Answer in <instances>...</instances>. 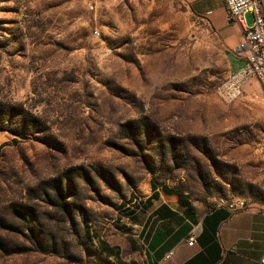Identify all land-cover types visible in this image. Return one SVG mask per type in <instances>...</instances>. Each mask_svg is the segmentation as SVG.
<instances>
[{"label":"rangeland","instance_id":"obj_1","mask_svg":"<svg viewBox=\"0 0 264 264\" xmlns=\"http://www.w3.org/2000/svg\"><path fill=\"white\" fill-rule=\"evenodd\" d=\"M89 1L0 0V264H115L152 183L264 204V92L218 99L205 0Z\"/></svg>","mask_w":264,"mask_h":264},{"label":"crops","instance_id":"obj_2","mask_svg":"<svg viewBox=\"0 0 264 264\" xmlns=\"http://www.w3.org/2000/svg\"><path fill=\"white\" fill-rule=\"evenodd\" d=\"M205 2L210 7L206 18L219 34L228 70H235L242 63L233 53L241 30L225 20L221 0ZM250 79L262 87L250 77L241 91ZM245 201L244 209L231 210L193 201L167 183H152L122 233L128 256H122L120 243L107 244L106 249L114 254L115 264H259L264 253V204Z\"/></svg>","mask_w":264,"mask_h":264},{"label":"built area","instance_id":"obj_3","mask_svg":"<svg viewBox=\"0 0 264 264\" xmlns=\"http://www.w3.org/2000/svg\"><path fill=\"white\" fill-rule=\"evenodd\" d=\"M225 10V20L236 24L241 30V39L233 48L235 56L242 63L232 71L216 88L218 99L224 103L234 101L241 94V85L248 78L260 81L264 90V0H221ZM95 0L88 2L89 9L94 7ZM245 14L251 18L250 24L244 20ZM215 206H226L231 210L244 209L246 201L242 197L230 196L218 199ZM188 241H195L193 236ZM264 264V253L259 259Z\"/></svg>","mask_w":264,"mask_h":264},{"label":"trees","instance_id":"obj_4","mask_svg":"<svg viewBox=\"0 0 264 264\" xmlns=\"http://www.w3.org/2000/svg\"><path fill=\"white\" fill-rule=\"evenodd\" d=\"M20 132H21V130L18 131V133H20ZM152 194H153V193H152ZM152 194H151V195H152ZM153 195H154V194H153ZM132 212H133V211H131V212L129 213V215H130Z\"/></svg>","mask_w":264,"mask_h":264}]
</instances>
